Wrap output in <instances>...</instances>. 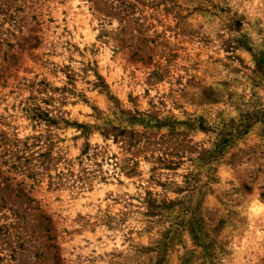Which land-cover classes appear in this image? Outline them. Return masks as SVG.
<instances>
[{"label": "rangeland", "instance_id": "obj_1", "mask_svg": "<svg viewBox=\"0 0 264 264\" xmlns=\"http://www.w3.org/2000/svg\"><path fill=\"white\" fill-rule=\"evenodd\" d=\"M0 264H264V0H0Z\"/></svg>", "mask_w": 264, "mask_h": 264}]
</instances>
